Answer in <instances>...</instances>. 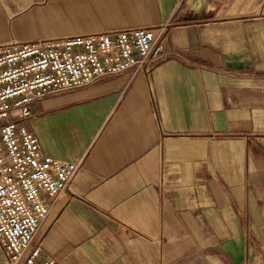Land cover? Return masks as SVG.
<instances>
[{"label": "crops", "instance_id": "1", "mask_svg": "<svg viewBox=\"0 0 264 264\" xmlns=\"http://www.w3.org/2000/svg\"><path fill=\"white\" fill-rule=\"evenodd\" d=\"M167 25L181 58L38 102L80 164L38 241L61 264H264V0H0V45Z\"/></svg>", "mask_w": 264, "mask_h": 264}, {"label": "built area", "instance_id": "2", "mask_svg": "<svg viewBox=\"0 0 264 264\" xmlns=\"http://www.w3.org/2000/svg\"><path fill=\"white\" fill-rule=\"evenodd\" d=\"M167 25L0 45V264H61L38 235L51 200L80 164L46 155L28 128L34 104L126 73L149 76L181 54L165 48Z\"/></svg>", "mask_w": 264, "mask_h": 264}]
</instances>
